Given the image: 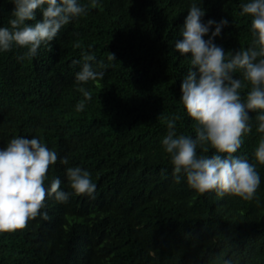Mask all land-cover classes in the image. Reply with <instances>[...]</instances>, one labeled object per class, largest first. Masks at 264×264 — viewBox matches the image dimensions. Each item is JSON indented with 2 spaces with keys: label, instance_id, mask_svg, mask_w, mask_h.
<instances>
[{
  "label": "trees",
  "instance_id": "trees-1",
  "mask_svg": "<svg viewBox=\"0 0 264 264\" xmlns=\"http://www.w3.org/2000/svg\"><path fill=\"white\" fill-rule=\"evenodd\" d=\"M247 2L99 0L35 57L18 60L27 50L19 47L0 53V150L13 137H36L58 155L46 187L59 177L61 189L72 192L66 168L77 166L96 185L94 198L73 194L59 203L49 196L41 210L48 220L37 217L23 231L0 233V264H264V165L256 164L261 184L252 201L200 194L186 179L175 182L162 146L163 115L178 112L177 135L195 137L196 122L180 102L191 54L175 50L188 9L202 7L205 24L227 19L214 43L235 53L254 39L252 18L240 15ZM13 9L12 0H0V27L9 26ZM83 52L95 56L91 63L105 72L102 80L77 83ZM81 87L92 99L78 112ZM249 115L252 132L234 155L256 163L264 133L256 130L257 113ZM204 148L198 154L214 153ZM64 157L68 165L60 164Z\"/></svg>",
  "mask_w": 264,
  "mask_h": 264
},
{
  "label": "clouds",
  "instance_id": "clouds-1",
  "mask_svg": "<svg viewBox=\"0 0 264 264\" xmlns=\"http://www.w3.org/2000/svg\"><path fill=\"white\" fill-rule=\"evenodd\" d=\"M14 9L8 27H0V53L13 47L27 49L18 60L35 57L41 45L50 46L60 30L82 16L88 7H99V0L84 5L78 0H12ZM241 16H250V30L254 39L247 48L235 53L214 43L228 25L227 19L202 22L205 10L192 3L181 31L182 39L175 43L181 55L191 54L188 72L181 84V98L187 115L196 122L195 137L176 133L180 114L161 116L168 132L162 139L164 151L170 156L172 175L176 183L186 179L187 185L200 194L213 192L252 201L261 184L256 164L264 165V137L254 149V160L234 155L241 148L243 137L252 132L250 112H256L257 132L264 133V0H248L241 4ZM42 19L37 20V12ZM34 23H29L33 22ZM215 26L207 40L210 29ZM77 48L80 44L77 43ZM108 59L115 61L109 53ZM82 68L76 73L77 83L102 80L104 71L93 69L95 56L82 53ZM81 63L73 61V64ZM98 67L103 68L101 62ZM240 72L239 79L234 78ZM94 85V83H93ZM247 90L242 99V91ZM79 91L84 100L76 105L83 111L85 100L92 93L84 88ZM210 145L214 153L198 154V148ZM58 161L57 152L50 150L40 139L13 137L0 150V233L25 230L37 217L48 220L45 200L54 196L59 203H67L70 197L94 198L96 185L91 175L81 167H67L66 177L72 192L61 189L59 177L51 179L46 187L50 166ZM68 165L67 157L59 160ZM224 264H231L225 261Z\"/></svg>",
  "mask_w": 264,
  "mask_h": 264
}]
</instances>
